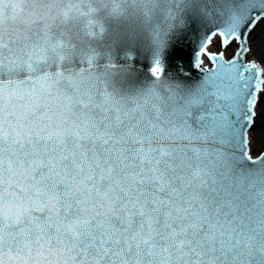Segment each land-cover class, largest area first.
<instances>
[{
    "label": "snow or ice",
    "instance_id": "snow-or-ice-1",
    "mask_svg": "<svg viewBox=\"0 0 264 264\" xmlns=\"http://www.w3.org/2000/svg\"><path fill=\"white\" fill-rule=\"evenodd\" d=\"M261 21L264 0H0V264H264ZM187 32L192 84L163 61Z\"/></svg>",
    "mask_w": 264,
    "mask_h": 264
},
{
    "label": "water",
    "instance_id": "water-1",
    "mask_svg": "<svg viewBox=\"0 0 264 264\" xmlns=\"http://www.w3.org/2000/svg\"><path fill=\"white\" fill-rule=\"evenodd\" d=\"M197 40L198 33L194 32L173 36L163 55L166 70L169 73H175L177 68L186 70V74L189 76L187 83L190 84L199 81L203 76L202 72L191 67L189 63ZM213 50H216L215 47ZM128 63L130 64V70L137 75H142L146 72L148 62L145 60L143 54L133 53Z\"/></svg>",
    "mask_w": 264,
    "mask_h": 264
},
{
    "label": "rangeland",
    "instance_id": "rangeland-1",
    "mask_svg": "<svg viewBox=\"0 0 264 264\" xmlns=\"http://www.w3.org/2000/svg\"><path fill=\"white\" fill-rule=\"evenodd\" d=\"M262 23H264V21H262ZM262 23L258 26V28L256 29V31L254 32L253 36H252V42L255 43L256 41H261V36H260V26L262 25Z\"/></svg>",
    "mask_w": 264,
    "mask_h": 264
},
{
    "label": "bare ground",
    "instance_id": "bare-ground-1",
    "mask_svg": "<svg viewBox=\"0 0 264 264\" xmlns=\"http://www.w3.org/2000/svg\"><path fill=\"white\" fill-rule=\"evenodd\" d=\"M261 23H262V21H261ZM260 23V24H261ZM258 28V27H257ZM260 29L259 30H261V28H264V23H262V25L259 27ZM256 31V30H255ZM260 43H261V41H256L255 43H253L255 46H256V48H257V50H259V45H260Z\"/></svg>",
    "mask_w": 264,
    "mask_h": 264
}]
</instances>
